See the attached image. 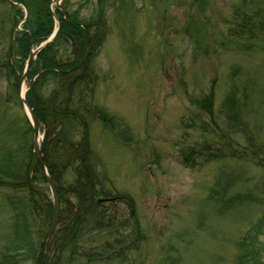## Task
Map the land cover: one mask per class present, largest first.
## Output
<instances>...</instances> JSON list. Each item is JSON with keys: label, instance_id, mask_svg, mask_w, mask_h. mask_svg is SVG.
Instances as JSON below:
<instances>
[{"label": "rangeland", "instance_id": "374dc122", "mask_svg": "<svg viewBox=\"0 0 264 264\" xmlns=\"http://www.w3.org/2000/svg\"><path fill=\"white\" fill-rule=\"evenodd\" d=\"M240 2L67 0V9L80 21L94 19L100 11L106 20L104 42L92 57L96 85L91 102L113 119L104 123L97 113L88 114V135L101 161L99 170L111 179L115 197L110 201L116 200L122 217L130 219L132 245L112 262L73 264L237 263L238 243L264 214V34L255 29L250 37L231 35ZM10 4L0 0V55L8 46ZM15 5L26 17L32 16L33 9ZM54 6L52 2V12ZM3 72L0 109L7 115H25L12 77ZM246 82L247 110L241 113L259 147L247 145L244 133L228 127L218 130L225 132L219 139L212 130L217 128L214 121L193 103L212 92L216 109L230 83L244 87ZM18 86L19 93H26L28 81L21 79ZM52 86V82L44 84L42 94L47 95ZM214 112L220 126L225 125V116ZM195 113L208 124L206 128L197 118L195 125H188ZM74 128L77 133L71 135L78 139L82 128L76 122ZM204 140L214 146L230 144L242 154L210 160L202 155L193 163L184 159L186 147ZM249 148L260 149L253 154ZM220 168L229 175L240 174L233 194L252 188L258 201L236 200L225 208L230 192L223 199L211 194ZM42 185L43 193L51 197L47 184ZM9 195L11 189L0 187V252L12 239ZM256 264H264V248Z\"/></svg>", "mask_w": 264, "mask_h": 264}, {"label": "trees", "instance_id": "16d2710c", "mask_svg": "<svg viewBox=\"0 0 264 264\" xmlns=\"http://www.w3.org/2000/svg\"><path fill=\"white\" fill-rule=\"evenodd\" d=\"M14 1L29 12L33 9L32 16L24 18L22 7L10 4L13 9L6 16L11 27L8 46L0 55V72L6 70L12 77L16 92L30 48L48 38L56 26L55 17L59 20L56 36L38 53L28 70V90L25 93L27 103L34 106L39 129L44 134L40 148L60 203L48 264H73L78 260L86 263L112 262L132 247L129 242L130 219L122 217L123 212L119 211L116 200L110 201L115 197L111 179L99 170L101 161L92 150L87 125L88 114L97 113L104 123L113 119L91 102L96 85L92 57L104 42V13L100 11L98 17L80 21L67 9V0H62L61 8L54 6V12L50 8L52 0ZM261 1L264 0H241L233 13L231 35L247 34L250 37L255 29L264 34V2ZM21 20V28L16 29ZM40 70L31 86V79ZM51 82L53 86L49 93L42 94L44 84ZM248 86V82L244 87L230 83L225 98L216 109H213L215 99L212 92L199 98L200 102L194 99L193 103L214 121L217 128L212 130L216 133L226 127L230 131L237 129L246 135L247 145L259 147L249 130L248 120L241 113L243 109L247 110ZM214 110L218 112L217 116H225V125L220 126ZM199 117L200 114H193L188 125H195V118L200 121ZM74 122L82 128L78 139L71 135V132L77 133ZM200 122L201 128L207 127L206 122ZM224 135L225 132L219 134V139ZM32 138L33 129L25 115H7L0 109V187L11 189L12 195L7 197V202L13 218L12 239H8L0 252V264L43 262L45 240L52 224L53 203L51 197L43 193L45 188L42 184L46 182L32 151ZM249 150L253 154L257 151ZM239 153L242 154L230 144L214 146L204 140L186 147L182 156L193 163L202 155L205 158L209 156L207 160H210L225 156L238 158ZM219 171L211 194L223 199L230 192V197L223 202L225 208H231L229 205L232 206L236 200L241 203L258 201L252 188L244 193L231 192L234 183L241 180L240 174L235 176L231 172L229 175L230 172L223 171V168ZM68 177L70 180L66 182ZM127 203L132 208V203ZM263 248L264 214L249 225L238 243L236 264H256Z\"/></svg>", "mask_w": 264, "mask_h": 264}, {"label": "water", "instance_id": "95a60500", "mask_svg": "<svg viewBox=\"0 0 264 264\" xmlns=\"http://www.w3.org/2000/svg\"><path fill=\"white\" fill-rule=\"evenodd\" d=\"M61 0H54V2L57 4V6H59ZM58 31V27L56 29H54V31L52 32V34L42 43H40L36 48L31 49L30 53L28 55L26 64H25V69H24V73L22 76V81H26V75L27 72L30 68V65L32 63V61L35 59L36 55L47 45L52 41V38L56 35ZM41 71H39L38 73H40ZM33 82V80H32ZM20 100L23 103V106L27 112L28 118L30 120V123L32 125L33 128V140H32V150L33 153L35 154L36 160L42 170L43 176L45 178L46 184L50 190L51 193V197H52V203H53V218H52V225L50 228V231L47 235L46 241H45V250H44V255H43V264H48V259H49V246H50V241L55 233V230L57 228L58 225V221H59V216H60V203H59V199L57 196V192L55 189V186L49 176L47 167L45 165L44 162V158H43V154L41 152V148H40V142L43 138V134L40 133L39 131V127L37 124V119L36 116L34 114V108L30 107L27 102L25 101L24 95L20 93Z\"/></svg>", "mask_w": 264, "mask_h": 264}]
</instances>
